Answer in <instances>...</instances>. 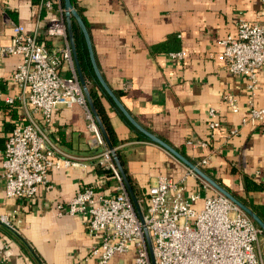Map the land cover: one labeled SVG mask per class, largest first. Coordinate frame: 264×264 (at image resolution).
<instances>
[{"label":"crops","instance_id":"0c3cea01","mask_svg":"<svg viewBox=\"0 0 264 264\" xmlns=\"http://www.w3.org/2000/svg\"><path fill=\"white\" fill-rule=\"evenodd\" d=\"M51 1L52 9L31 0H0L2 44L11 43L13 22L28 32L37 31L52 53L70 47L69 39L46 34L53 18H65L61 1ZM77 5L98 70L132 118L196 166L207 159L199 168L264 216L263 124L250 120L251 104L264 109V66L252 97L247 78L231 74L221 59V42L236 33L240 20L264 24L263 0H77ZM180 51L187 53L184 59L169 57ZM20 62V56L0 58V91L16 103L14 109L5 103L0 107V176L7 136L30 121L46 130L58 156L77 164L51 171V188H40L32 200L9 198L0 177V215L16 212L21 221L18 233L0 223V264H98L91 252L100 237L89 233L87 219L59 216L56 208L89 187L98 195L114 197L121 184L101 164L104 149L95 144L91 129L95 119L88 118L85 108L60 107L47 121L31 107H22L19 88L11 79ZM60 72L72 75L69 64ZM127 83L131 87L125 90ZM228 95L236 100V113L224 100ZM101 100L137 198L147 200L160 178L184 181L185 195L200 197L194 203L197 211L207 197L216 195L215 189H204L202 182L188 175L183 163L133 125L136 131L130 128L114 101L115 106L104 96ZM211 111L220 124L214 132ZM134 257V252L118 255L115 263L133 264Z\"/></svg>","mask_w":264,"mask_h":264},{"label":"built area","instance_id":"2783aa9c","mask_svg":"<svg viewBox=\"0 0 264 264\" xmlns=\"http://www.w3.org/2000/svg\"><path fill=\"white\" fill-rule=\"evenodd\" d=\"M264 2V0H263ZM40 7L52 9L51 0H40ZM12 39L2 44L0 58L20 56L21 62L11 79L19 88L17 100L23 108L31 107L50 120L60 108L81 106L87 116L93 115L80 84L71 48L61 53L50 52L37 31L28 32L20 24L11 22ZM47 36L68 41L66 21L63 16L51 20ZM221 59L226 69L235 76L248 80V90L253 97L257 89L258 71L264 66V24L240 20L235 34L227 35L221 42ZM185 51L171 52L173 60H182ZM69 64L72 75L64 77L60 68ZM131 84H125V90ZM233 112H237L233 96L225 97ZM15 98L0 91L2 103L13 105ZM210 129L216 131L220 124L211 111ZM250 120L261 122L264 133V109L251 104ZM94 121V120H93ZM243 124L247 123L244 119ZM91 129L96 146L102 147L103 161L121 184L120 193L114 197L98 195L89 187L77 193L66 204L57 205L59 216H82L87 219L88 231L99 236L100 243L92 248L98 264H116L115 257L134 252L133 264H264V248L260 244L262 230L228 198L216 191L207 197L200 211L194 208L199 195H185L184 181L160 178L149 189L148 199L137 198L142 219L127 192L106 142L93 122ZM231 134H235L232 132ZM192 145L194 142L188 141ZM58 149L46 130L34 121L16 126L7 136L2 153L1 178L6 195L17 200H32L40 188L49 186L51 171L71 167L67 157L58 156ZM207 159L198 167L207 164ZM188 175L202 182L204 189L212 187L192 170ZM0 223L18 233L21 221L16 212L0 215Z\"/></svg>","mask_w":264,"mask_h":264},{"label":"water","instance_id":"95a60500","mask_svg":"<svg viewBox=\"0 0 264 264\" xmlns=\"http://www.w3.org/2000/svg\"><path fill=\"white\" fill-rule=\"evenodd\" d=\"M64 10H65V21H66V27H67V32H68V39L70 42V48H71V52H72V56H73V60H74V64H75V68H76V72L80 81V84L83 88L87 103L90 107V110L92 112V115L95 119V123L97 125V127L99 128L105 142L106 145L110 151V154L113 157L114 163L117 166L118 172L121 176V179L123 181V184L127 190V192L130 195V198L135 206L136 211L138 212V215L140 217V219H142V214L140 211V207L137 201V197L133 191V188L130 184V182L128 181V178L123 170L122 164L118 158V155L116 153V149L112 146L110 140L108 139L106 132L102 126V123L99 119V116L96 112V109L94 107V104L92 102V99L90 97L89 91H88V87H87V82L84 78L83 72L81 70L80 67V63H79V59H78V55H77V50H76V46H75V42H74V35H73V29H72V18H75L76 21L79 24V27L81 28L87 46H88V50H89V54H90V58H91V62L95 71V74L100 82V84L102 85V87L104 88V90L109 94V96L113 99V101L115 102V104L118 106V108L121 110V112L126 116V118L129 120V122L135 127L137 128L140 132H142L143 134H145L152 142H154L155 144L159 145L160 147H162L164 150H166L170 155H172L174 158H176L178 161H180L181 163H183L188 169L192 170L199 178H201L202 180H204L205 182H207L213 189H215L218 193L222 194L223 196H225L226 198H228L233 204H235L241 211H243L246 215H248L253 222L262 230V232L264 233V222L258 217V215H256L254 213V211L252 209H250L249 207H247L245 204H243L240 200H238L236 197H234L228 190H226L224 187H222L220 184H218L216 181H214L211 177H209L207 174H205V172H203L198 166H196L195 164H193L192 162H190L187 158H185L183 155H181L178 151H176L174 148H172L171 146H169L168 144H166L165 142H163L162 140H160L159 138H157L156 136H154L153 134H151L150 132H148L147 130H145L144 128H142L133 118L132 116L126 111V109L123 107L122 103L118 100V98L113 94V92L110 90V88L107 86L106 82L104 81V79L102 78L98 67L96 65V61L94 58V54H93V50H92V46H91V41L88 35V31L87 28L82 20V18L80 17L79 13L77 12V10L74 8V6L72 5L71 0H64Z\"/></svg>","mask_w":264,"mask_h":264},{"label":"trees","instance_id":"16d2710c","mask_svg":"<svg viewBox=\"0 0 264 264\" xmlns=\"http://www.w3.org/2000/svg\"><path fill=\"white\" fill-rule=\"evenodd\" d=\"M31 1L34 5L40 4V0H31ZM60 1H61L62 7H64V0H60ZM71 2H72V5L77 10V12L79 13L80 17L82 18V20L85 24V20H84L83 16L81 15L82 13H81L78 5H77V0H71ZM72 29H73L74 42H75V46H76V50H77V55H78L80 67H81V70L83 72L84 78L87 82V87H88L90 97L92 99V102L94 104L96 112L99 116V119L102 123V126L106 132V135H107L108 139L110 140L112 146L116 149L119 146L120 142L116 137V134H115V131H114L113 126L111 124V121L109 119V116H108V114L104 108V105H103L102 100H101V96L108 98L110 100V102L112 103V105L115 106V104L109 98V96L106 94L104 88L102 87V85L100 84L99 80L97 79V77L95 75V72H94L93 67H92L90 55H89V50H88V47H87V44L85 41L84 34H83L81 28L79 27V24L75 18H72ZM99 94H101V96ZM15 106H16L15 102L11 106L7 105V107H9V109H14ZM124 120L127 122L128 126L130 128H132L133 130L136 131V129L132 126V124L130 122H128L125 118H124ZM140 135L142 136V138L147 140V138L144 137L142 134H140ZM116 153H117L118 158L122 164L123 170L126 174V170L123 166L121 155H120L119 151H117V149H116ZM127 177H128V181L130 182V184L132 185V187L134 189V193L136 194L137 191H136L135 186H133L132 180L129 178V176H127ZM232 195H234V197H236L243 204H245L247 207H249L247 202L245 200H243L241 197H239L237 194L232 193ZM254 213L256 215H258V217L264 222V216H262L258 212L257 213L254 212Z\"/></svg>","mask_w":264,"mask_h":264},{"label":"rangeland","instance_id":"374dc122","mask_svg":"<svg viewBox=\"0 0 264 264\" xmlns=\"http://www.w3.org/2000/svg\"><path fill=\"white\" fill-rule=\"evenodd\" d=\"M263 240H264V234L260 238V244H261L262 248H263V242H264Z\"/></svg>","mask_w":264,"mask_h":264}]
</instances>
